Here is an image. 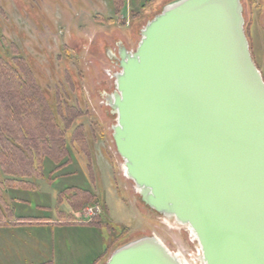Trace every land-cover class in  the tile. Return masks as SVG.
Here are the masks:
<instances>
[{
  "label": "water",
  "instance_id": "obj_1",
  "mask_svg": "<svg viewBox=\"0 0 264 264\" xmlns=\"http://www.w3.org/2000/svg\"><path fill=\"white\" fill-rule=\"evenodd\" d=\"M241 0H171L117 42L104 95L125 176L150 211L189 230L201 264H264V80ZM102 264H186L154 235Z\"/></svg>",
  "mask_w": 264,
  "mask_h": 264
},
{
  "label": "rangeland",
  "instance_id": "obj_2",
  "mask_svg": "<svg viewBox=\"0 0 264 264\" xmlns=\"http://www.w3.org/2000/svg\"><path fill=\"white\" fill-rule=\"evenodd\" d=\"M143 1L124 0L116 13L112 0H0V34L9 49L16 47L29 62L52 105L55 95L64 98L63 87L67 89L68 102L82 110L83 122L90 126L92 156L87 161L81 151L70 150V162L54 172V162L45 158L42 176L29 179L36 187L6 190L16 217L45 223L0 226L1 264H90L105 246L108 258L116 246L143 235H154L170 252L194 264L191 256L197 242L187 228L143 205L111 138L115 116L109 113L104 95L112 92L111 74L118 70L111 61V53L117 52L115 43L120 40L134 50L139 29L171 0H155L139 18L132 17ZM241 4L250 52L264 79V0H241ZM74 187L90 191L95 200L74 211L63 195ZM95 206L99 210L88 217L87 211ZM93 220L100 223L88 224ZM124 227L128 233L116 240Z\"/></svg>",
  "mask_w": 264,
  "mask_h": 264
},
{
  "label": "trees",
  "instance_id": "obj_3",
  "mask_svg": "<svg viewBox=\"0 0 264 264\" xmlns=\"http://www.w3.org/2000/svg\"><path fill=\"white\" fill-rule=\"evenodd\" d=\"M154 1L144 0L140 9L133 11L131 16L139 18L141 11ZM112 5L117 13L124 6V0H112ZM96 18L106 23L112 22L110 18ZM10 48L0 34V226L29 222L30 219L14 215V208L6 201V190L36 187L29 179L42 176L45 158L54 162L51 171L54 172L70 162V150L81 151L87 161L92 157L87 132L90 126L83 122L82 110L68 102L67 89L63 87L64 98L59 93L55 95V105H52L29 62L19 55L16 47ZM12 50L16 51L14 55L9 54ZM93 126L102 138L98 124ZM70 190H64L63 195L74 211L95 200V195L88 190L77 187ZM29 223L45 222L36 220ZM99 223L96 220L88 222L92 225ZM127 233L128 229L122 228L116 240ZM107 253L105 246L90 264L105 262Z\"/></svg>",
  "mask_w": 264,
  "mask_h": 264
},
{
  "label": "built area",
  "instance_id": "obj_4",
  "mask_svg": "<svg viewBox=\"0 0 264 264\" xmlns=\"http://www.w3.org/2000/svg\"><path fill=\"white\" fill-rule=\"evenodd\" d=\"M99 210V208L97 207V206H95V207H93V208H90L87 212V216L88 217H92V215H95L96 213H97V211ZM90 218H88V219H84V221H89L90 220ZM77 219L79 220V221H83V220H81V218L79 217V216H77ZM190 233V232H189ZM190 235V234H189ZM190 238H191V236H190ZM191 240H193L192 238H191ZM193 241H195V240H193ZM197 242V241H196ZM200 253V246H199V244L197 243V249H196V251L192 254V261H194V264H201L199 261H197V259H196V255H198ZM178 255V254H177ZM179 256V255H178ZM179 258L180 259H182L186 264H190V263H188L186 260H184L183 258H181L180 256H179Z\"/></svg>",
  "mask_w": 264,
  "mask_h": 264
},
{
  "label": "flooded vegetation",
  "instance_id": "obj_5",
  "mask_svg": "<svg viewBox=\"0 0 264 264\" xmlns=\"http://www.w3.org/2000/svg\"><path fill=\"white\" fill-rule=\"evenodd\" d=\"M117 42H118V41H116L115 45H117ZM116 50H117V48H116ZM116 54H117V53H116ZM108 55L110 56V54H108ZM110 58H111V57H110ZM111 61L114 62L115 59H114V58H111ZM147 209H148V208H147ZM148 210H149V209H148ZM149 211H150V210H149ZM150 212H152V211H150ZM152 213H154V212H152ZM156 215H157V214H156ZM157 216H158V215H157Z\"/></svg>",
  "mask_w": 264,
  "mask_h": 264
},
{
  "label": "bare ground",
  "instance_id": "obj_6",
  "mask_svg": "<svg viewBox=\"0 0 264 264\" xmlns=\"http://www.w3.org/2000/svg\"><path fill=\"white\" fill-rule=\"evenodd\" d=\"M166 222V221H165ZM167 223V222H166ZM172 223V222H171ZM171 225H173V224H171ZM176 225V224H175Z\"/></svg>",
  "mask_w": 264,
  "mask_h": 264
}]
</instances>
